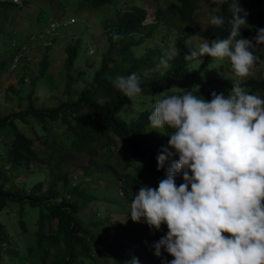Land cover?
I'll return each instance as SVG.
<instances>
[{"label":"trees","instance_id":"16d2710c","mask_svg":"<svg viewBox=\"0 0 264 264\" xmlns=\"http://www.w3.org/2000/svg\"><path fill=\"white\" fill-rule=\"evenodd\" d=\"M4 1L0 0V3ZM111 1L81 0L80 5L92 8ZM231 2L232 0H216L215 6L210 9L206 25L200 28L193 18L195 0H168L163 4V8L156 6L153 9L152 22H143L146 14L143 6L135 4L120 9L116 5L113 15L102 19L107 42L99 54L97 67L87 84L82 83L76 87L75 78L70 72L78 50L77 39H74L63 47V99L49 105L36 103L39 95L30 90L26 104L0 115V136L5 145L0 152V208L7 200L27 201L30 205L38 206L34 238L35 244L40 248L41 264H45L50 255V264H81L88 259L94 264H104L103 261H96V255L93 253L95 246L102 259L109 258L113 264H131L132 259H125L124 252L128 249L133 253L139 243L151 240L145 230L147 224L143 221L133 222L130 211L127 214V226L121 225L119 228V240L114 231L107 229V219L96 215L97 205L90 211V217L83 219L79 209L94 201L95 194L87 183L81 180L73 181L64 163L67 162L66 159L75 158L73 150L78 156L87 155L90 159L82 165L84 173L95 177L105 168L116 170L113 165L121 162L122 170L110 172L114 176V182H122V195L124 199L129 200L130 206L131 186L138 189L141 186L156 188L159 181L165 178L170 164L177 158L171 157L163 168L157 170L156 158L163 148L161 145H155L148 130L151 110H142L128 120L123 119L118 112L127 102V97L115 89L111 81L118 75L127 77L136 73L142 88L140 94H153L160 90L170 79L185 73L187 60L184 56L187 48L184 40L188 35L196 33L206 38H227L231 28ZM261 2L262 0H239L240 7L247 13L246 24L242 26L240 36L251 42L255 41L253 38L258 29L264 28V9ZM165 10L185 20L184 32L174 34L172 39H164L163 43L148 45L136 54L134 47L137 44L146 37L153 40L157 36L155 29ZM213 15L222 16L224 24L220 27L211 25L210 18ZM169 42L173 44L172 49H177L180 54L169 60V68L164 69L162 75H158L152 68L160 60V53ZM39 43L36 45L48 49V45ZM15 47L8 58H0V67H5L9 62H16L17 59H11ZM261 50L263 47L250 48L257 57L260 56ZM164 52L169 53L170 50ZM167 56L164 54V58ZM260 63L261 58L256 64ZM47 64V52L43 51L37 74L30 78L31 84L35 85L36 79L44 74ZM22 76L19 78L20 83L23 82ZM238 84L252 93L254 89L264 88V79L260 76H248ZM16 120L37 124L42 130L57 126L60 122L65 125L67 134L70 135L69 141L61 143L53 133L43 134L39 140L42 151L39 152L33 144V137L21 130ZM36 137L39 138V134H36ZM98 152L112 156L114 161L109 162ZM32 159L43 164L45 177L29 182L27 187L26 182L18 183L12 180V176L19 169L28 168ZM128 166L130 170L127 169ZM178 176L175 181L177 186L180 184L177 182ZM44 179L46 184L43 183ZM18 222L23 227L22 220L19 219ZM97 223H101V227H96ZM152 231L153 236L160 230ZM5 238L6 233L0 224V248ZM161 254L157 260L158 264H161L162 259H173L163 248Z\"/></svg>","mask_w":264,"mask_h":264},{"label":"clouds","instance_id":"9594fccd","mask_svg":"<svg viewBox=\"0 0 264 264\" xmlns=\"http://www.w3.org/2000/svg\"><path fill=\"white\" fill-rule=\"evenodd\" d=\"M230 11L227 38L211 45L203 39L184 59L227 58L243 79L259 57L250 51L254 44L240 36L247 13L239 0H232ZM210 23L220 27L224 18L213 15ZM253 39L255 45L264 44V28ZM178 54L170 50L160 66L168 69ZM111 82L128 98L142 91L136 73ZM182 92L159 94L163 98L150 112L153 130H171L167 147L156 158L157 170L171 157L177 159L156 188L141 186L133 194L130 218L157 231L166 225L167 233L153 245L154 255L161 256L163 248L173 259L161 264H264V98L238 83L227 95L213 91L210 100L192 90ZM178 175L183 180L179 186Z\"/></svg>","mask_w":264,"mask_h":264},{"label":"rangeland","instance_id":"374dc122","mask_svg":"<svg viewBox=\"0 0 264 264\" xmlns=\"http://www.w3.org/2000/svg\"><path fill=\"white\" fill-rule=\"evenodd\" d=\"M5 0L0 3V58H8L14 46L15 52L12 54V61L5 67H0V115L17 110L27 102V93L33 90L38 94L36 103L54 104L56 101L63 99V69L62 60L65 52L63 47L68 42L77 39L78 50L74 58L71 73L75 78L74 85L87 84L90 80L93 70L97 67L99 54L106 46V37L103 27V18L113 15L114 6L123 9L132 5L145 7V17L143 22H152L154 18L153 9L158 6L163 8V4L168 0H112L106 4L96 7H84L80 5L81 0ZM196 8L193 13L195 24L200 28L206 25L210 9L215 6L211 0H195ZM264 9V0L261 2ZM72 18V20H70ZM50 20L60 22L53 29H47ZM62 22V23H61ZM66 22V23H63ZM185 20L177 14L170 11H163L162 18L157 23L155 29L156 37L153 40L144 38L134 47V52L138 54L148 45L154 43H163L164 39H172L174 34L183 33ZM165 37V38H164ZM163 38V39H161ZM207 40L209 45L216 40L206 38L196 33L188 35L184 43L188 54L190 49H198L202 40ZM44 43L47 48L36 45ZM254 48H262L259 53L261 58L260 64H255L249 76H260L264 79V46L255 45ZM165 50H171L173 44H165ZM162 50L159 61L152 68L158 75L164 73L160 66V61L167 56L168 52ZM43 51L47 52L48 64L42 76L38 77L35 85L30 83V78L37 74L39 68V59ZM163 53V55H162ZM198 60L187 61L185 63V73L170 79L165 86L153 94H138L131 98H126L127 102L120 108L118 115L128 120L135 116L139 111L151 110L154 108L156 100L163 98L159 95H183L182 90H192L194 94L202 96L206 100L211 99V93H224L227 95L233 87V83H238L241 78L237 77L231 67L230 61L212 58L204 55ZM169 63V61H168ZM23 75V82H19L20 76ZM175 87V88H173ZM242 87V86H241ZM246 89L245 87H243ZM252 94L260 95L264 98V88L252 90ZM19 128L33 137V144L42 151L39 142L43 134L53 133L61 143H67L70 135L67 134L65 125L60 123L57 126L39 129L37 124L24 123L16 120ZM148 130L153 136L155 145H161L162 148L167 146L170 129L153 130L148 124ZM43 131V133H42ZM39 134V138L36 137ZM8 135V134H7ZM3 139L0 136V152L4 148ZM75 158L64 163L69 171L72 180H81L87 183L96 199L79 209L83 219H87L90 211L97 205V216H103L107 219V229L114 231L116 238L119 240L121 225L127 226V214L130 211L129 200L123 198L122 182H114V176L110 171L121 169V162L113 165L116 170L105 168L101 174L91 177L84 173L85 165L90 157L87 155L78 156L75 151ZM102 158L113 162L112 156L106 153H99ZM176 157V156H175ZM177 158V157H176ZM0 159V163H1ZM43 164L30 160L28 168H21L12 176V180L18 183L29 182L35 179L45 177ZM127 169H131L128 166ZM34 178V179H33ZM44 179L43 183L46 184ZM177 182H183L182 177L178 176ZM129 195L133 197L139 189L129 188ZM97 200V201H96ZM95 205V206H94ZM38 206L30 205L27 201L7 200L0 208V224L6 233V238L0 250V264H41L40 248L35 244L34 230L36 228V217ZM22 220L21 227L18 220ZM96 227H101L97 223ZM95 229V227H94ZM148 235L151 236L149 242H141L135 252L130 253L127 249L124 252L125 259L128 257L138 260V263L158 264V256L154 255L153 245L167 233L166 225H162L160 231L152 236V229L145 226ZM96 255V261H103L104 264H113L109 258L102 259L93 248ZM162 250V249H161ZM162 255V254H161ZM50 257L46 259L45 264H50ZM124 263V262H123ZM81 264H94L91 260H85Z\"/></svg>","mask_w":264,"mask_h":264},{"label":"built area","instance_id":"2783aa9c","mask_svg":"<svg viewBox=\"0 0 264 264\" xmlns=\"http://www.w3.org/2000/svg\"><path fill=\"white\" fill-rule=\"evenodd\" d=\"M72 20V18H70ZM60 22H57L56 20H50L47 24V29L51 30L53 29L56 25H58ZM62 23V22H61ZM66 23V22H63Z\"/></svg>","mask_w":264,"mask_h":264}]
</instances>
